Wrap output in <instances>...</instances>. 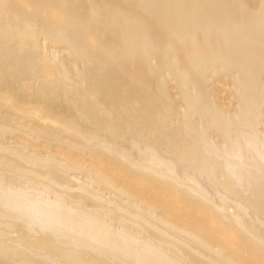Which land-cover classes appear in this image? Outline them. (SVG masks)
<instances>
[{"label":"bare ground","instance_id":"1","mask_svg":"<svg viewBox=\"0 0 264 264\" xmlns=\"http://www.w3.org/2000/svg\"><path fill=\"white\" fill-rule=\"evenodd\" d=\"M0 264H264V0H0Z\"/></svg>","mask_w":264,"mask_h":264},{"label":"rangeland","instance_id":"2","mask_svg":"<svg viewBox=\"0 0 264 264\" xmlns=\"http://www.w3.org/2000/svg\"><path fill=\"white\" fill-rule=\"evenodd\" d=\"M220 86V85H219Z\"/></svg>","mask_w":264,"mask_h":264}]
</instances>
